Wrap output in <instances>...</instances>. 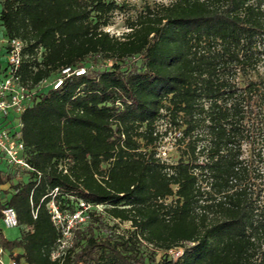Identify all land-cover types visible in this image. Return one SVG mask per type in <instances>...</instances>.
Listing matches in <instances>:
<instances>
[{
	"label": "trees",
	"instance_id": "obj_1",
	"mask_svg": "<svg viewBox=\"0 0 264 264\" xmlns=\"http://www.w3.org/2000/svg\"><path fill=\"white\" fill-rule=\"evenodd\" d=\"M0 3L5 35L24 42L21 139L34 168L0 167V209L13 207L21 229L8 240L0 210L10 256L264 264V0L146 4L122 35L106 28L127 0ZM67 66L84 73L54 88ZM172 132L167 160L159 148ZM52 200L87 217L55 258L64 234Z\"/></svg>",
	"mask_w": 264,
	"mask_h": 264
},
{
	"label": "built area",
	"instance_id": "obj_2",
	"mask_svg": "<svg viewBox=\"0 0 264 264\" xmlns=\"http://www.w3.org/2000/svg\"><path fill=\"white\" fill-rule=\"evenodd\" d=\"M24 50V42L19 38H8L6 40V53L8 64L5 68L4 76L0 78V160L5 161L11 167H19L23 170H34L26 157V146L21 139L22 122L21 113L30 102V92L23 84L20 74ZM1 72V70H0ZM82 74L84 69H74L67 66L61 70V75L53 81L54 88H58L64 80L65 75ZM17 123L14 124V121ZM165 154V152H162ZM59 191L55 188L54 195ZM85 208L89 205L83 203ZM49 209L55 224L63 231L64 238L60 247L53 253V257L61 255L65 248V239L75 224L79 221L82 210L75 212H64L60 209L55 200L49 203ZM2 221L8 226H17L18 220L16 211L11 206H5L1 209ZM4 247L0 242V264H6L3 260ZM180 253L179 251L177 252ZM177 254V255H178ZM7 264H21L14 256H10Z\"/></svg>",
	"mask_w": 264,
	"mask_h": 264
},
{
	"label": "rangeland",
	"instance_id": "obj_3",
	"mask_svg": "<svg viewBox=\"0 0 264 264\" xmlns=\"http://www.w3.org/2000/svg\"><path fill=\"white\" fill-rule=\"evenodd\" d=\"M122 1V0H120ZM172 0H127L130 5V9L124 11V12H116V14L113 17V22L110 26H108L106 29L109 30L111 33L116 34V35H122L125 31L128 30L127 28V19L128 18H133L136 17L137 14H139L143 9H145L146 4L153 5L155 3H170ZM0 9H1V3H0ZM7 36L5 35L2 27L0 26V67H1V72H0V78L4 76V71L5 68L7 67L8 64V57L5 49V44L7 40ZM90 61L93 63L94 60L90 59ZM263 67H261V71H263ZM264 117V116H263ZM17 123V120L14 121V124ZM244 148L246 149V155L249 154L250 152V146L248 144L244 145ZM162 152L161 156H163L167 160H173L177 156V147L175 145V139H174V133L168 134V136L164 137L161 142V146L159 148ZM0 167L2 169H6V162L3 161L0 164ZM263 175V180H264V173ZM257 183H260V180H257ZM9 187V184L0 186V196L3 195V190L7 189ZM87 220V217L85 216V213H80L79 216V221L75 224V226H78L79 224L85 225ZM112 225H117L116 229L119 230V232H123L124 229H127L130 227V223L128 222H114L110 221L109 222ZM3 233L5 237L8 240H15L17 239L20 234H21V229L19 226H8L5 223L1 224ZM76 228V227H75ZM74 228V229H75ZM73 231V230H72ZM70 232L66 239H65V247L70 246L73 242V236L74 232ZM177 252L175 253V256H177ZM3 260L7 264L10 261V254H9V249L4 248V253H3Z\"/></svg>",
	"mask_w": 264,
	"mask_h": 264
},
{
	"label": "crops",
	"instance_id": "obj_4",
	"mask_svg": "<svg viewBox=\"0 0 264 264\" xmlns=\"http://www.w3.org/2000/svg\"><path fill=\"white\" fill-rule=\"evenodd\" d=\"M4 44H5V49H6V42H4ZM0 70H1V67H0Z\"/></svg>",
	"mask_w": 264,
	"mask_h": 264
}]
</instances>
